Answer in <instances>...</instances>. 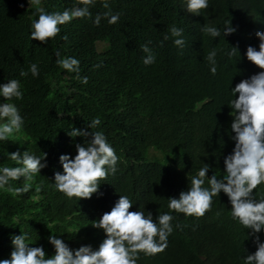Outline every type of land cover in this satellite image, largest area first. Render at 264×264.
<instances>
[{"label":"trees","instance_id":"obj_1","mask_svg":"<svg viewBox=\"0 0 264 264\" xmlns=\"http://www.w3.org/2000/svg\"><path fill=\"white\" fill-rule=\"evenodd\" d=\"M72 2L42 0L40 6L62 11ZM111 7L121 13L115 24L76 19L44 45L28 36L31 0L29 7L27 0H0V82L21 81L24 97L15 103L25 116L23 130L12 141L0 142V166H16L8 153L17 149L46 152L48 161L28 182L29 191L17 196L0 190V259L10 257L11 235L21 232L29 233L33 246L43 244L48 255L54 254L46 239L50 233L73 248L91 244L95 249L104 233L92 223L110 211L119 195L136 203L130 211L145 208L155 218L169 211L168 198L187 189L202 161L211 165L207 175L223 174L224 156L234 147L229 139L230 86L261 70L244 53L249 45L258 47L255 33L264 31V0H209L202 15L187 12L181 0H111ZM91 11L94 18L106 9L98 0ZM225 20L237 29L225 38L201 32L204 23L223 29ZM173 23L184 28L182 50L173 38L163 39ZM149 40L157 59L145 65L140 46ZM232 46L239 51L229 57L225 52ZM212 48L217 49L215 75L206 60ZM57 49L80 60L87 84L55 63ZM31 63L38 64L39 76H21ZM97 116L101 123L94 130L104 131L115 148L118 170L101 181L103 196L68 199L55 190L52 179L62 171L59 156H74L75 143L84 138L67 133L73 126L86 128ZM24 183L21 177L10 186ZM261 193L264 185L258 188L257 195ZM228 207L221 193L202 217L173 213L172 223L179 228L169 236L168 247L155 255L141 253L138 264H242L241 255L254 252L255 244L231 220Z\"/></svg>","mask_w":264,"mask_h":264},{"label":"clouds","instance_id":"obj_2","mask_svg":"<svg viewBox=\"0 0 264 264\" xmlns=\"http://www.w3.org/2000/svg\"><path fill=\"white\" fill-rule=\"evenodd\" d=\"M98 0H73L71 7L62 11H48L40 6L42 0H31L34 10L28 25V36L44 45L61 33L62 26L76 19L89 18L99 26L102 19L109 24L119 21L121 13L113 12L111 0H99L106 11L97 12L93 18L91 8ZM29 7V0H27ZM182 8L189 13L202 15L207 9L209 0H181ZM23 7V4H21ZM237 29L231 20L224 21V27L204 23L201 32L213 37L225 38ZM259 40L258 47L247 46L244 55L247 60L258 66L260 71L241 79L235 86H230L231 98L227 105L232 117L229 139L234 141L231 152L224 156L222 175H207L211 165L203 162L195 174L188 178L186 190L180 191L178 197H169V211L160 212L153 217L145 208L130 211L136 204L128 195H119L110 211H105L92 226L102 230L104 238L97 248L91 244H81L73 248L61 235L49 234L47 242L53 247L54 254L48 255L43 244L33 246L29 243L28 232L11 235L12 251L9 258L0 259V264H138L141 253L145 256L163 252L169 243V236L179 224L173 225L175 214L202 217L213 206V198L226 195L230 204V217L242 226L247 237L255 244V251L241 255L242 264H264V193L257 195L259 186L264 185V31L255 33ZM67 39L65 35L63 37ZM173 38L172 42L179 49L186 46L184 28L175 23L168 27L163 39ZM151 40L140 47L145 55V65L156 62V53ZM238 47L232 46L225 55L232 57ZM239 51V50H238ZM241 57V54L239 52ZM55 63L68 73H75L83 84L88 83L87 76H81L80 60L71 55H61L60 49L55 52ZM206 60L210 72L217 73V49L208 51ZM29 72L33 78L38 77L40 69L37 63H31L20 75L27 77ZM233 80V79H232ZM238 94V95H237ZM24 92L21 81L11 78L0 82V142L12 141L25 126V116L15 103L22 100ZM97 116L88 122L86 128L73 126L68 136L82 137L83 142H76V154L64 153L59 156L62 171L54 172L53 187L68 199H91L94 194L103 196L99 191L101 181L109 175H115L120 157L102 130H94L100 125ZM91 129V131H89ZM38 155L28 149L22 153L19 149L8 153V159L15 161L16 166H0V190H7L19 196L29 191L33 181L41 170L47 167V153ZM23 177L25 183L20 187H11V181H19ZM71 238V237H70ZM69 238V239H70ZM247 249H244V253Z\"/></svg>","mask_w":264,"mask_h":264},{"label":"rangeland","instance_id":"obj_3","mask_svg":"<svg viewBox=\"0 0 264 264\" xmlns=\"http://www.w3.org/2000/svg\"><path fill=\"white\" fill-rule=\"evenodd\" d=\"M99 48H101V49L103 48V43H100V44H99ZM152 152H155V151L152 150ZM157 154L160 155V152H158ZM161 155H162V154H161Z\"/></svg>","mask_w":264,"mask_h":264}]
</instances>
